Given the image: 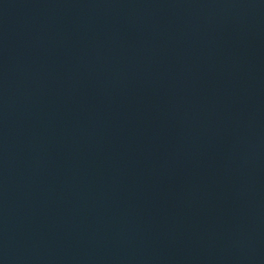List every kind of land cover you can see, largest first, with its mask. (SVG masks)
<instances>
[{
    "label": "water",
    "instance_id": "water-1",
    "mask_svg": "<svg viewBox=\"0 0 264 264\" xmlns=\"http://www.w3.org/2000/svg\"><path fill=\"white\" fill-rule=\"evenodd\" d=\"M0 264H109L60 165L0 0Z\"/></svg>",
    "mask_w": 264,
    "mask_h": 264
}]
</instances>
